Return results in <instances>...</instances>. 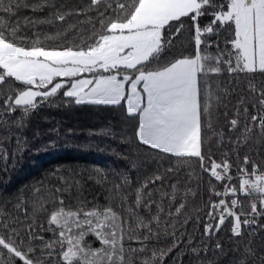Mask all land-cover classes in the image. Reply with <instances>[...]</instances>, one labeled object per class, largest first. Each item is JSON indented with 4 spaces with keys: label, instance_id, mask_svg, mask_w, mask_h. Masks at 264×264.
Instances as JSON below:
<instances>
[{
    "label": "snow or ice",
    "instance_id": "snow-or-ice-1",
    "mask_svg": "<svg viewBox=\"0 0 264 264\" xmlns=\"http://www.w3.org/2000/svg\"><path fill=\"white\" fill-rule=\"evenodd\" d=\"M54 103L121 106L154 167L103 204L75 166L0 199V264H264V0H0L5 165Z\"/></svg>",
    "mask_w": 264,
    "mask_h": 264
},
{
    "label": "trees",
    "instance_id": "trees-1",
    "mask_svg": "<svg viewBox=\"0 0 264 264\" xmlns=\"http://www.w3.org/2000/svg\"><path fill=\"white\" fill-rule=\"evenodd\" d=\"M131 125L132 121L124 116L121 106L44 105L19 130L22 140L26 139L28 143L15 163L5 165L0 159V199L30 188L41 179L47 182V174L57 166H75L86 170L88 198L96 197L105 203L111 182L119 183L127 172L135 186L137 176L146 175L154 167L150 157L141 155L146 150L138 146ZM50 140L55 144H49ZM8 147L11 152L15 144L10 143ZM91 168L103 169L107 173V182L98 183L92 178L95 174L88 171ZM122 190L132 198V189L123 187ZM261 228H264V221H261ZM186 231L197 240L201 239L191 223L186 226ZM255 231L259 233L261 229ZM230 236L226 226L212 240L219 239L231 248ZM256 239L259 240V236ZM205 240L207 242V238ZM196 260L191 253L183 256V264H196Z\"/></svg>",
    "mask_w": 264,
    "mask_h": 264
}]
</instances>
